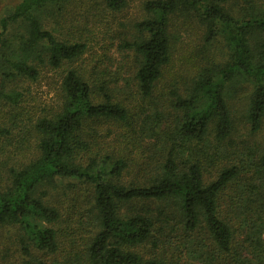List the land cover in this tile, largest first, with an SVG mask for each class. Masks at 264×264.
Masks as SVG:
<instances>
[{
	"label": "rangeland",
	"instance_id": "obj_1",
	"mask_svg": "<svg viewBox=\"0 0 264 264\" xmlns=\"http://www.w3.org/2000/svg\"><path fill=\"white\" fill-rule=\"evenodd\" d=\"M21 0H0V191L9 184V169L27 165L37 155L38 133L34 124L58 113L64 101L62 80L69 69L78 70L93 85L95 101L101 100L106 87L114 100L130 111L128 123L104 122L98 128L104 137V152L127 163L122 183L143 185L156 179L167 159L171 132L179 127L182 112L174 107L176 94L188 98L205 70L225 65L231 57L223 34L207 40V28L198 14L174 16L171 24L172 60L157 83L154 94L144 98L138 90L135 72L138 66L132 50L121 46L141 38L136 24L150 18L144 5L149 0H126L120 11L106 7L104 0H68L46 5L36 12L44 29L66 42H85L88 52L80 60L50 67L37 52L27 53L26 21L10 23L5 31L1 20L14 12ZM234 18L264 9V0H227L222 4ZM25 61L38 71L37 79L20 76L14 62ZM253 86L240 76L226 87V101L233 121L230 137L216 139L211 125L203 142L185 149L182 162L200 160L206 184L220 173L238 167L239 175L226 187L219 199L221 217L232 229L230 252L220 250L205 230L186 234L176 202L160 205L173 223L161 231L156 226L153 238L134 248L142 257L162 256L166 264H264V119L258 132L252 131L248 113ZM107 161L99 166L110 167ZM73 180H58L66 188ZM76 185V184H75ZM80 191L58 189L47 192L46 204L61 211L58 230L59 250H38L19 225L0 226V264H91L87 248L98 231L88 216L92 190L76 185ZM148 203L134 206L135 210ZM158 205L151 204L158 217ZM123 209L121 214H126ZM128 215V214H127ZM181 216V217H180ZM89 219V226L82 222ZM155 224V225H156ZM163 224V223H161ZM161 226V225H160ZM166 227V228H165ZM27 242V255L23 242ZM24 245V247H23Z\"/></svg>",
	"mask_w": 264,
	"mask_h": 264
},
{
	"label": "trees",
	"instance_id": "obj_2",
	"mask_svg": "<svg viewBox=\"0 0 264 264\" xmlns=\"http://www.w3.org/2000/svg\"><path fill=\"white\" fill-rule=\"evenodd\" d=\"M66 1L21 0L14 12L1 20L2 29L5 31L10 23L26 21L28 38L24 50L37 52L45 57L50 67L60 69L65 63L82 59L88 46L82 41L58 39L52 31L44 29L36 12L46 5ZM226 1L149 0L144 9L150 18L136 24L141 38L121 46L136 55L135 79L144 98L152 97L165 68L171 63L170 29L174 16L198 14L207 28V40L223 34L231 51L225 65L205 70L188 98L176 94L174 107L182 112V117L179 127L171 132L167 159L156 179L143 185L121 182L127 163L104 152V137L98 128L108 121L128 123L130 111L114 100L106 87L101 89V100L95 101L90 80L78 70L69 69L62 80L64 101L60 111L42 117L34 124L38 133L36 157L25 166L9 169V184L0 191V226L19 225L26 235L25 240L38 250L51 254L58 252L55 225L61 221V211L46 204L44 197L48 190L80 191L76 187L79 184L92 190L88 216L98 227L88 244V263L166 264L162 256L144 258L134 248L151 241L157 222L160 231L163 225L168 227L173 223L164 209L160 210V205L169 202L178 204L186 234L205 230L220 250L230 252L233 232L221 217L218 203L222 192L240 170L238 167L227 168L215 181L206 184L200 160L182 162L185 149L203 142L211 125L215 126L218 142L226 141L232 134L226 87L238 76L253 86L248 113L252 131L258 132L263 124L264 9L234 18L222 5ZM104 2L113 11L126 6V0ZM13 68L20 76L37 79V69L25 61L14 62ZM5 134L7 132L0 130L1 136ZM101 161L109 162L110 167L99 166ZM260 166L264 171V155ZM67 179L75 183L66 188L57 187L58 180ZM140 203H148L149 207L134 211V206ZM151 204L158 205V217L154 216ZM123 209L127 210L124 215L121 214ZM90 223L87 219L82 226ZM28 245L23 248L27 255L30 254ZM36 264L43 263L37 260Z\"/></svg>",
	"mask_w": 264,
	"mask_h": 264
}]
</instances>
